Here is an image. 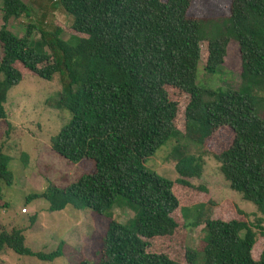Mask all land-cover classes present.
Returning a JSON list of instances; mask_svg holds the SVG:
<instances>
[{"label": "trees", "instance_id": "obj_1", "mask_svg": "<svg viewBox=\"0 0 264 264\" xmlns=\"http://www.w3.org/2000/svg\"><path fill=\"white\" fill-rule=\"evenodd\" d=\"M191 1L53 0L51 8L70 16L71 29L83 37L64 40L54 27L37 30L38 39L32 40L31 25L21 36L6 29L8 20L29 17L28 5L0 0V120L5 118L7 91L23 72L44 81L57 75L56 105L68 120L50 138V150L70 164L87 161L92 166L65 187L48 182L25 202L42 200L49 213L70 207L106 218L96 264H175L148 254L146 246L151 239L169 236L176 227L172 215L187 209L178 208L176 194L192 190L189 180L198 179L203 167L200 155L190 149L206 154L204 141L222 127L232 132L231 143L211 157L229 189L264 217V119L259 115L264 110V0H229L228 15L219 19L188 17ZM230 40L240 58L237 87L198 81L200 44L206 47L201 70L214 77L226 74L222 66ZM168 90L188 97L183 133L174 126L178 103ZM167 147L174 181L145 167L147 159ZM8 163L0 151V184L5 186L11 183ZM194 189L205 193L202 186ZM120 203L133 211L124 223L112 219L111 208ZM218 206L233 217L206 216L200 208L191 221L185 218L187 227L202 226L203 233L202 249L187 251V263L264 264V228L250 224L228 202ZM3 250L43 262L61 256L59 246L48 254L31 252L19 230L0 232Z\"/></svg>", "mask_w": 264, "mask_h": 264}, {"label": "rangeland", "instance_id": "obj_2", "mask_svg": "<svg viewBox=\"0 0 264 264\" xmlns=\"http://www.w3.org/2000/svg\"><path fill=\"white\" fill-rule=\"evenodd\" d=\"M21 1L28 5L30 15L27 18L7 21L6 29L13 35L21 36L27 25H31L35 28L31 30L32 40L38 39L37 30H50L54 27L60 28L64 40L74 35L83 37L71 29L70 16L57 6L51 8L53 0ZM228 7L229 0H192L187 16L197 19L224 18L228 15ZM42 12L45 14L43 18ZM2 24L0 13V27ZM205 48V43H201L198 81L210 87L229 86L235 89L240 73L237 44L232 40L228 41L222 66L226 74L214 77L206 76L201 70L206 58ZM59 92L60 81L57 75L50 81H44L26 72L22 73L20 82L7 91L3 105L5 118L0 120V151L9 157L11 183L9 186L0 184V204L5 205L0 209V232L19 230L23 237V246L31 252L48 254L59 246L61 256L52 262H43L3 250L0 251V264H77L82 260L96 264L98 261L108 221L106 218L86 209L76 211L70 207L49 213L46 211V203L42 200H33L28 204L25 202L27 197L43 192L48 182L62 188L92 170L90 162L70 164L50 150V138L55 136L68 120V114L56 105ZM168 94L178 103L173 123L175 128L183 133L182 111L188 97L175 90H168ZM259 115L264 119V110L259 111ZM232 136L228 128L222 127L204 141L203 148L208 154H201L199 148L190 149L192 155H200L203 162L202 173L198 179L189 180L193 186L192 190L177 192L178 208L187 209H182L185 213L177 209L172 215L176 227L169 236L148 241L145 249L148 254L163 255L175 264H188L185 255L187 251L199 252L202 249L203 233L202 226L187 227L186 219L191 221L195 210H201L200 208L206 216L209 213L208 215L214 218L231 219L233 212L218 206L221 202L234 205L245 214L250 224L259 223L261 228H264V217L256 212L252 204L241 200L240 195L229 189L228 183L219 173L218 163L211 157V154L220 153L228 147ZM168 151L169 147L160 149L147 159L145 167L174 181L177 176L173 170V162L167 157ZM198 186H202L205 193L194 189ZM211 202L217 207L214 208ZM118 205L119 207L113 205L111 208L112 219L119 223L131 219L133 211L129 206L125 203ZM22 209L25 210L23 214ZM255 232L257 234V231Z\"/></svg>", "mask_w": 264, "mask_h": 264}, {"label": "built area", "instance_id": "obj_3", "mask_svg": "<svg viewBox=\"0 0 264 264\" xmlns=\"http://www.w3.org/2000/svg\"><path fill=\"white\" fill-rule=\"evenodd\" d=\"M21 213H22V214H23V213H25V210H24V209H22V210H21Z\"/></svg>", "mask_w": 264, "mask_h": 264}]
</instances>
